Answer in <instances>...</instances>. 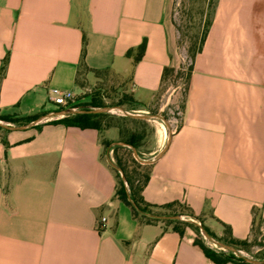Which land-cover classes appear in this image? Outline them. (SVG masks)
<instances>
[{
  "label": "crops",
  "instance_id": "1",
  "mask_svg": "<svg viewBox=\"0 0 264 264\" xmlns=\"http://www.w3.org/2000/svg\"><path fill=\"white\" fill-rule=\"evenodd\" d=\"M173 3L0 0V115L39 118L56 110L51 88L76 95L81 75L105 72L130 73L128 92L151 108L164 68L175 66ZM143 41L134 61L127 52ZM61 117L0 125V264H210L171 226L140 224L116 195L118 127L49 122ZM154 125L152 158L168 137ZM148 164V202L185 203L216 235L228 225L233 237L252 238L264 219V0H217L182 121Z\"/></svg>",
  "mask_w": 264,
  "mask_h": 264
},
{
  "label": "trees",
  "instance_id": "2",
  "mask_svg": "<svg viewBox=\"0 0 264 264\" xmlns=\"http://www.w3.org/2000/svg\"><path fill=\"white\" fill-rule=\"evenodd\" d=\"M211 1V0H210ZM217 0L213 2V11L210 16L205 19V28L201 32V34L196 36L188 49V57L190 58V64L188 66V70L186 72V96L189 89V83L191 79V74L194 67V62L196 56L199 52L202 51L203 45L206 41L209 29L213 23L215 17V7ZM86 49V37L83 38V49H82V61L85 55ZM146 49V41H143L137 48L130 49L127 52L128 56H133L134 61H138L144 55ZM6 68V64L1 68V71H4ZM175 71L174 66H166L163 71L162 84L166 77H168L171 73ZM99 72V71H97ZM181 73V71H178ZM93 106H101L103 103L98 100L92 101ZM186 97L183 105V109L185 108ZM125 104H129V106H125ZM117 105L123 106L126 110L135 111L138 109H147L150 112L152 108H149L144 102L136 99L131 93H127L124 95L121 102ZM39 114L27 116V117H19L13 114H3L0 115V119L12 122L14 124H25L35 118H37ZM108 113L106 112H81L75 113L72 115H67L61 118L52 119L49 122L53 123H62L68 126H77L80 128H95V129H105L111 126H116L120 129L121 140L133 145L139 151L141 157H143L142 151L139 149L140 141L143 137V132L140 129L141 124H145L147 121L142 118H136L132 116H120L117 117L118 120L115 122H111L107 119ZM113 118V117H112ZM37 126H41L38 124ZM1 128V126H0ZM5 143H7L4 140ZM110 140H104L105 146H110ZM113 149V157L115 163L121 167L124 172V176L126 179V183L122 180L121 175L118 171V186L116 188V195L127 204L131 210L135 219L138 220L140 224L143 223H156L162 222L166 226H171L173 230L177 231L184 239H186L191 245L202 251L210 261V264H225L228 262H233L237 264H248L244 256H239L235 254L233 251L224 249L213 248L208 245L200 232V227L190 220H178V219H158L151 214H183L189 218L194 220H198L203 224V226L207 229V231L217 240H220L229 245H233L238 249L244 250L248 252L251 256L256 258H261L258 254L251 253V247L253 245H259L264 248V230L261 229V226L258 227V222L254 223L252 228V238L250 239H238L233 237L231 228L228 225H225V232L223 236H218L214 232H212L206 225H204L200 216L196 215L191 207H189L185 203H181L179 201H172L165 204H154L148 202L143 195L144 188L148 184L151 178V164H142L132 155V150L123 145H115L112 147ZM121 150H127L128 152L122 154ZM131 161L134 165L133 169H129L128 162ZM142 168V170H141ZM141 170V171H140ZM128 194H130L133 201L136 203L137 208L132 206L130 201L128 200ZM261 223L264 222V219L259 218ZM262 235V239H259L258 236ZM264 259V255L262 257Z\"/></svg>",
  "mask_w": 264,
  "mask_h": 264
},
{
  "label": "rangeland",
  "instance_id": "3",
  "mask_svg": "<svg viewBox=\"0 0 264 264\" xmlns=\"http://www.w3.org/2000/svg\"><path fill=\"white\" fill-rule=\"evenodd\" d=\"M214 1L215 0H174L173 3L172 21L176 28L177 47L174 66L175 71L171 73L168 77H166L162 84V87L160 88L154 98V101L150 105L153 112H150L149 110L145 112L161 113L169 120L172 129L179 126L182 121V111L186 97V72L190 64V58L188 57L187 49L190 43L194 39H196V36L201 34L203 29L205 28V19L211 15L213 11ZM178 71H181V73H178ZM129 81L130 73L117 75L105 72L100 75L99 79L95 81L86 79L85 76L81 75L79 77V82L81 85L80 91L74 96V99L71 101V105H69V107L57 106L54 108L56 109L54 111H62L64 109H76L77 107H82V109H92L98 107L113 106L116 110L106 111V113H108L109 115L107 119L111 122H115L116 120H118L117 117L126 116L116 106H119L117 104L122 101L125 94L129 93ZM93 100L101 101L103 105L93 106ZM125 106H129V104H125ZM119 107L125 109L123 106ZM161 107L162 109H160ZM127 111L132 113H143L140 111ZM145 120L147 122L145 124H141L140 126V129L143 132V137L140 141L139 149L143 153V159H150L152 158V156H154L150 152L158 148V136L154 123H156L163 130V132H165V130L167 131V127L165 123L160 119ZM161 122L163 123V125H161ZM130 149L132 150V148ZM125 152L127 153L128 151L121 150L120 153L124 154ZM132 155L135 157L133 150ZM140 163L147 164L143 162ZM128 164L129 169L134 168V165L131 161H129ZM183 216L185 217V219H192L187 217L186 215ZM195 221L199 222L198 220ZM259 226H264V223L258 221V227ZM262 233L264 232H261V234ZM202 236L204 237L203 234ZM258 238L262 239L263 237L262 235H260L258 236ZM204 239L208 245L218 249H223L215 245L213 242H210L205 237ZM250 249L252 254L254 253L261 256V258L257 259H263V247H260L259 245H253ZM244 252L247 257L256 258L254 256H251L248 252Z\"/></svg>",
  "mask_w": 264,
  "mask_h": 264
},
{
  "label": "water",
  "instance_id": "4",
  "mask_svg": "<svg viewBox=\"0 0 264 264\" xmlns=\"http://www.w3.org/2000/svg\"><path fill=\"white\" fill-rule=\"evenodd\" d=\"M116 107L119 108L126 116H132V117L142 118V119H147V120L160 119V120H162L165 123V125L167 127V131H168V137H167L166 144L163 147V149L161 151H159L155 155V157H153L152 159H143L139 155L136 147H134L133 145H130V144L126 143V142L115 141L112 144L113 146H115V145H123V146H128V147L132 148L136 159L139 160L140 162H143V163H152L154 160L158 159L165 152V150L167 149V147H168V145L170 143V140L172 138L173 129H172V126H171L169 120L164 115H162L161 113H132V112H129V111L123 109L122 107H119V106H116ZM113 108H114L113 106H105V107H98V108H92V109H64L62 111H52V112H49L47 114L42 115L41 117H39V118H37V119H35L33 121H30V122H28L26 124L20 125L19 127H29V126H32V125H35V124L39 123L42 120L49 119V118H54V117H57V116H67L69 114L78 113V112H106V111L112 110ZM5 122L6 121H4V120H0V125H2L4 127H8V128H14L15 127V126H12V125H8ZM110 162L113 165V167L120 173L122 180L126 183L124 172L121 169V167H119L111 159H110ZM128 200L130 201L132 206H134L135 208L138 209L136 203L133 201V199L131 198L130 194H128ZM151 216H153L155 218H158V219H178V220H190L192 222H195L196 224L199 225V227L201 229V232L204 235V237L207 240H209L210 242H213L215 245L219 246L220 248H223L224 250H230V251H233L235 254H237L239 256H244L246 261L249 262V263L264 264V259H257V258L247 257L244 254L243 250L238 249L237 247H235L233 245H229L227 243H224V242H222L220 240L215 239L207 231V229L203 226V224L201 222H196L194 219H185V217L182 214H159V213H156V214H151Z\"/></svg>",
  "mask_w": 264,
  "mask_h": 264
},
{
  "label": "built area",
  "instance_id": "5",
  "mask_svg": "<svg viewBox=\"0 0 264 264\" xmlns=\"http://www.w3.org/2000/svg\"><path fill=\"white\" fill-rule=\"evenodd\" d=\"M74 93L67 89H61L58 87H53L50 89L49 98L51 102L57 106H66L71 105V101L74 99ZM107 221L105 216L101 217L98 221V229L101 230L103 224ZM212 247V246H211ZM215 248V247H213Z\"/></svg>",
  "mask_w": 264,
  "mask_h": 264
},
{
  "label": "bare ground",
  "instance_id": "6",
  "mask_svg": "<svg viewBox=\"0 0 264 264\" xmlns=\"http://www.w3.org/2000/svg\"><path fill=\"white\" fill-rule=\"evenodd\" d=\"M112 110H116L115 108H113ZM161 125H163V123L161 122ZM165 127V126H164ZM166 131V130H165Z\"/></svg>",
  "mask_w": 264,
  "mask_h": 264
}]
</instances>
